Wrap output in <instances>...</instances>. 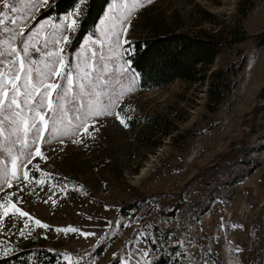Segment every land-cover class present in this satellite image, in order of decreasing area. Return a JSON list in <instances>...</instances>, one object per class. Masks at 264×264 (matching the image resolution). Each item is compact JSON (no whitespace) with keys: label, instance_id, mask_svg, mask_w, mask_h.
<instances>
[{"label":"rangeland","instance_id":"obj_1","mask_svg":"<svg viewBox=\"0 0 264 264\" xmlns=\"http://www.w3.org/2000/svg\"><path fill=\"white\" fill-rule=\"evenodd\" d=\"M54 1L49 0V4ZM238 2L239 0H153L151 4L135 10L132 18L143 10L155 21L174 28L182 26V29L194 33L202 30L217 31L222 25L234 20ZM202 9L212 13V22L200 20ZM41 10L42 8L37 14L33 9L31 16H35L36 21L29 18L26 24L43 23L52 18H42ZM106 10L107 7L99 20L104 18ZM189 13H192L190 21H184ZM66 14L58 17L63 19ZM193 23L197 26L191 27L190 24ZM245 24L250 34L264 29V0L249 13ZM92 33L100 35L99 21L92 32L87 33L79 42L78 48ZM73 37L71 35V39ZM121 38L125 37L122 35ZM133 38L128 32L126 39L129 41ZM250 40L240 44L248 54V63L240 75L239 85L217 113L208 112L205 105L207 80L196 83L177 80L161 89L142 91L137 78L134 90L125 92L124 95L127 114L131 117L136 114L163 116L172 122L169 135L154 136L144 126L132 129L129 125L125 128L113 118H107L100 120V130L92 134L94 138H84L82 144L72 143L77 137H63V145L59 140L43 145V151L49 159L44 161L37 158L34 163L53 176L77 178L91 193L87 194L81 187L61 191L54 186V179H48L42 186L33 182L19 193L23 201L19 206L35 219L49 225V228L40 229L34 220L30 221L28 231L31 236L23 238L19 236V230L24 227L23 221L26 218L16 220L15 228L12 227L13 221L5 219L3 234L0 235V241L4 243L0 244V252L4 247H10L14 251L26 243L39 242L68 250L69 253H88L99 239L103 240L115 231L109 225L115 214L112 206L133 200L135 190L145 193L178 190L199 170L211 165L221 153L239 144L250 130L252 111L261 103L257 96L264 86V49L256 52ZM124 46L120 49L123 57L121 63L126 60ZM234 58L233 52L220 54L215 63L208 67V74ZM114 66L119 65H110ZM139 135L143 136L144 143L138 141ZM154 141L159 142L158 146H152ZM262 161V165L252 176L238 187L234 200L229 205L215 203L214 209L203 217V225L200 227L203 231L199 229L196 233L201 240L199 245L212 247L218 254L212 258L218 259L219 264H232L236 259L239 264H264V186L261 183L264 152ZM136 167L138 172L134 173L132 169ZM35 176L40 179L39 172ZM46 200L48 203L44 202ZM53 200L56 201L55 205ZM221 216L225 218L226 224H241L243 229L225 227L221 231ZM67 226L82 231H95L97 236L84 239L77 233L55 231L56 228ZM9 229L14 234H9ZM129 234L130 231L120 234L95 264H109L114 259L113 253L121 248ZM213 235L218 237V243L211 238ZM202 236L208 238L202 239ZM225 238L234 242L233 247L240 245L243 251L237 254L226 250L228 246ZM127 249L132 251L133 247ZM124 255L126 253L122 258ZM154 256V253L150 254L149 259ZM56 264L67 262L60 260ZM177 264H183V261Z\"/></svg>","mask_w":264,"mask_h":264},{"label":"snow or ice","instance_id":"obj_2","mask_svg":"<svg viewBox=\"0 0 264 264\" xmlns=\"http://www.w3.org/2000/svg\"><path fill=\"white\" fill-rule=\"evenodd\" d=\"M152 2L109 0L104 18L99 20L100 35H88L77 50H72L71 35L82 27L88 0H75L73 9L63 19L55 17L36 24H26L29 18L36 21L31 11L35 9L39 14L41 8L52 7L49 0H0V235L5 219L13 221L15 228L16 220L26 218L24 227L19 230L23 238L31 236L30 221L34 220L40 229L49 228L19 206L23 202L19 193L29 185L35 182L42 186L48 179H54L53 174L44 172L34 163L37 158L49 159L43 145L54 140L63 145V137H77L72 143L82 144L84 138H94L92 134L99 132L101 119L113 118L123 127H129L132 117L127 114L124 95L134 90L138 73L132 70L130 61L120 62L123 59L120 49L124 45L131 46L126 36L133 12ZM127 52L128 49H124V53ZM117 64L118 67H110ZM36 172L40 173V179H36ZM65 189L66 185L60 186L61 191ZM52 203L55 205L56 201ZM113 224L119 222H109L110 226ZM225 227L243 229L241 224H226L221 216V231ZM55 231L77 233L84 239L97 236L95 231H82L72 226ZM9 234L14 233L9 229ZM148 236L147 231L137 232L140 239ZM138 238L129 242L132 251L125 246L123 258L120 253H113L116 264H153L150 252L139 246ZM211 238L219 242L217 236ZM173 239L174 246L184 249L174 252L183 264H219L218 259L212 258L218 255L214 249L199 245L191 233L184 239ZM225 239L226 250L237 254L243 251L240 245L233 247L234 242ZM157 242L151 240L152 244ZM101 243L102 238L97 246ZM12 253L10 247L0 252L3 257ZM56 255L67 264H83L86 258H91L90 253ZM232 264H239L238 259Z\"/></svg>","mask_w":264,"mask_h":264},{"label":"trees","instance_id":"obj_3","mask_svg":"<svg viewBox=\"0 0 264 264\" xmlns=\"http://www.w3.org/2000/svg\"><path fill=\"white\" fill-rule=\"evenodd\" d=\"M75 0H55L52 7L41 10L42 18L58 17L73 9ZM263 0H239L234 20L222 25L217 31L202 30L194 33L182 29V26L171 27L149 17L140 10L132 18L129 34L134 38L129 40L125 53L126 60L130 61L131 68L138 73V83L142 91H151L164 88L177 80L198 82L208 81L206 108L208 112L217 113L234 94L240 81V75L248 63V54L241 43L252 41L256 52L264 49V29L250 34L245 24L249 13ZM109 0H88L85 19L82 27L74 35L72 50H77L79 42L87 33H91L104 13ZM192 13L185 16L184 21H190ZM200 20L212 22L214 17L207 9L201 10ZM186 25V24H183ZM197 26L196 23L190 24ZM226 52H233L235 58L224 62L221 66L208 74V67L215 63L216 58ZM258 100L250 119V130L243 140L221 153L209 166L194 174L178 190L145 193L135 190V198L121 205L112 206L115 214L111 221L119 224L111 225L114 232L106 236L102 243L94 246L88 253L91 258L83 264H95L103 256L114 241L125 231H130L126 242L116 253L121 257L125 253V246L133 247L130 241L137 237V232L149 233L147 238L140 239L139 246L155 254L150 260L153 264H177L181 260L174 252L181 251L182 247L174 246L176 240L184 239L191 233L196 236L203 225L205 215L214 209L215 203L229 205L236 195L238 187L243 184L262 165L264 152V86L260 89ZM232 103V100L229 101ZM232 105V104H231ZM130 116V114H129ZM129 125L132 129L144 126L155 135H169L172 122L157 114L132 116ZM143 142V136H138ZM159 142H152L158 146ZM138 172V167L132 169ZM55 186L65 190L81 187V190L90 194V189L84 188L77 178L55 175ZM264 186V174L261 177ZM110 207V205H108ZM264 212V198L262 201ZM123 225H128L124 227ZM150 225L151 227H145ZM158 240L152 244L151 240ZM129 244V245H128ZM68 250L53 248L39 242L26 243L13 251L8 257L0 254V264H56L61 259L56 253ZM82 254L80 256H83ZM109 264H116L113 259Z\"/></svg>","mask_w":264,"mask_h":264}]
</instances>
